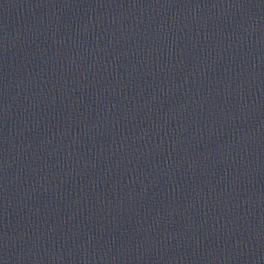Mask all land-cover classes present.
Masks as SVG:
<instances>
[{
	"label": "water",
	"instance_id": "obj_1",
	"mask_svg": "<svg viewBox=\"0 0 264 264\" xmlns=\"http://www.w3.org/2000/svg\"><path fill=\"white\" fill-rule=\"evenodd\" d=\"M0 264H264V0H0Z\"/></svg>",
	"mask_w": 264,
	"mask_h": 264
}]
</instances>
